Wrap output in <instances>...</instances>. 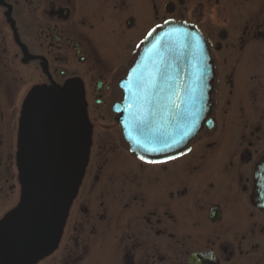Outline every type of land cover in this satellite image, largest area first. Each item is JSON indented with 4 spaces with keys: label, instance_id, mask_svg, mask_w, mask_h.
Returning a JSON list of instances; mask_svg holds the SVG:
<instances>
[{
    "label": "flooded vegetation",
    "instance_id": "flooded-vegetation-1",
    "mask_svg": "<svg viewBox=\"0 0 264 264\" xmlns=\"http://www.w3.org/2000/svg\"><path fill=\"white\" fill-rule=\"evenodd\" d=\"M165 21L210 44L211 123L191 152L146 164L113 106ZM69 79L83 139L53 241L0 249V264H264V0H0V229L27 202L23 102Z\"/></svg>",
    "mask_w": 264,
    "mask_h": 264
},
{
    "label": "water",
    "instance_id": "water-1",
    "mask_svg": "<svg viewBox=\"0 0 264 264\" xmlns=\"http://www.w3.org/2000/svg\"><path fill=\"white\" fill-rule=\"evenodd\" d=\"M169 22L154 27L155 31H150L152 35L149 36L148 33L142 41L135 60L120 82L122 99L113 106L123 139L137 158L140 155L154 160H162L166 155L179 157L180 152H187L190 142L203 125L209 126L211 123L208 118L213 79L210 44L193 25ZM178 28L191 33L192 36L179 37L173 31ZM196 41L202 46L204 62L208 69L204 78V100L197 101L193 106L195 109L202 107L199 119L196 120L191 134L178 148L167 153L144 152L134 142L136 139H140L149 148H159L161 144L148 143L146 137L158 134L179 137L184 126L189 123L186 120L177 121L175 113L176 106L181 109L189 107L182 104V100L187 98V89L197 87L195 73L199 67L198 61L192 48L181 47L191 44L194 48ZM162 60L168 65V77L159 80L154 92L145 91L139 86L140 82L147 81L149 74L155 73ZM37 95L43 99L44 104L39 110L29 106L24 131L26 149L23 168L27 202L24 210L14 216L5 228L0 229V249L4 250L18 248L36 251L50 246L53 241L51 234L59 223L62 201L71 191L73 176L80 161L83 116L79 89L76 87V95L71 102L64 94L53 89L37 88L34 98ZM149 107L152 109L151 124L142 136L137 131L135 122ZM60 123H65L62 138H51L48 133L49 126Z\"/></svg>",
    "mask_w": 264,
    "mask_h": 264
},
{
    "label": "snow or ice",
    "instance_id": "snow-or-ice-1",
    "mask_svg": "<svg viewBox=\"0 0 264 264\" xmlns=\"http://www.w3.org/2000/svg\"><path fill=\"white\" fill-rule=\"evenodd\" d=\"M170 23L169 21H165V24ZM159 27V26H158ZM155 31V29H153ZM179 37H191L192 34L183 31L182 29H174L173 30ZM149 36L152 35V32H149ZM194 39V38H193ZM182 48H192L195 58L198 61L199 67L195 73V81L197 84L196 88H190L187 89V98L185 100H182V104L188 105V108L181 109L179 106L177 107V111L175 113V119L177 121L186 120L189 123L184 126V130L182 134L179 135V137L173 136L171 134L165 135V134H158L149 137H146L148 143H158L162 146L159 148H149L146 144L142 143L140 139H136L134 142L137 144L138 147H141L144 152H163L167 153L173 149L178 148L185 140L186 138L191 134L192 129L195 127L196 120L199 119V113L202 111V107L200 109H195L193 106L196 104L197 101L203 102L204 100V89L206 88V84L204 82V78L207 75L208 69L204 62V56H203V49L202 46L199 44L198 41L195 43V47L191 44L182 45ZM183 54V53H181ZM168 65L163 60L161 61L160 67L155 69V73L149 74V78L147 81L140 82L139 86L142 87L145 91L152 90L153 92L158 86V82L160 79H165L168 77V71H167ZM59 91L64 94L65 98L71 102L76 95V85L75 82L71 79H69L60 89ZM39 92V90H37ZM174 94V93H173ZM146 99V103L147 98ZM44 104L43 99L37 95L35 98L29 97L24 100L23 102V116H22V123H26L28 119V109L31 105L36 110H39ZM151 118H152V109L151 107L147 108L144 112L143 116L136 120V129L138 132L141 133V135H144V130L148 129L151 124ZM192 149L188 148L187 152H191ZM184 152H180L179 155H184ZM176 156L172 155H166L164 159L162 160H154V159H148L144 155H140L138 159L146 164H159V163H167L170 160L176 159Z\"/></svg>",
    "mask_w": 264,
    "mask_h": 264
}]
</instances>
